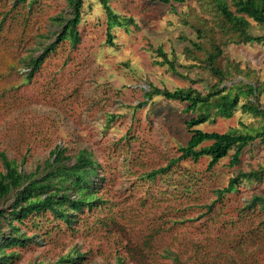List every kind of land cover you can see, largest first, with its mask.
I'll return each mask as SVG.
<instances>
[{
	"label": "rangeland",
	"instance_id": "1",
	"mask_svg": "<svg viewBox=\"0 0 264 264\" xmlns=\"http://www.w3.org/2000/svg\"><path fill=\"white\" fill-rule=\"evenodd\" d=\"M108 6L119 25L108 28L103 5L83 0L79 41L58 40L29 73L30 57L62 31L64 23L53 18L67 17L70 8L66 0H0V151L24 173L45 170L55 148L67 166L82 150L99 165L98 199L74 211L71 222L49 210L11 220L24 244L6 248L12 256L5 264L77 255L71 264H264V207L250 204L252 196H264V140L247 145L234 164L231 150L210 169L207 156L184 158L146 177L180 155L190 136L185 122L200 111L160 94L147 97L150 85L206 94L219 83L239 95L237 107L230 115L211 108L195 127L262 128L264 24L247 18L249 33L263 39L243 42L217 0H109ZM215 47L220 52L209 65ZM248 85L255 87L251 95ZM250 102L260 110L242 107ZM239 171L258 174L218 197ZM13 197L14 191L0 201V213ZM7 222L0 218V234H16Z\"/></svg>",
	"mask_w": 264,
	"mask_h": 264
},
{
	"label": "trees",
	"instance_id": "2",
	"mask_svg": "<svg viewBox=\"0 0 264 264\" xmlns=\"http://www.w3.org/2000/svg\"><path fill=\"white\" fill-rule=\"evenodd\" d=\"M26 0H13V4L23 3ZM103 5L107 16L108 28L113 25H119V17L108 6L109 0H98ZM162 3L171 1L182 3L185 0H152ZM70 8L69 15L56 16L54 21L63 22L62 31L58 35L56 41L51 42L43 48L42 53L38 57H30L27 65L32 73L43 61L45 55L54 49L58 40L68 39L72 45L79 41L77 25L81 19L83 0H66ZM217 6L224 19L238 33L239 38L243 42H260L263 39L261 35H252L247 30L249 21L264 24V0H217ZM110 38V37H109ZM110 39H108L109 41ZM220 49L215 47L208 55V63L212 62ZM166 62L173 67V63L166 59ZM213 69V67L211 68ZM216 71V69L214 68ZM224 87L220 84H214L213 88L206 94L191 87L177 88L174 90L160 89L150 85L146 96L160 94L166 99L177 100L187 104L189 110L200 109L195 117L185 122L186 128L189 130V138L183 146L179 147L180 155L171 159L168 164L157 169H152L146 173V177L154 178L158 174L166 172L172 164L184 158L197 160L200 157L207 156L209 158L207 167L210 169L218 161L228 155L233 150L231 163H237L241 151L254 140H264V124L262 128L255 132H240L237 130H227L225 132L203 131L195 126L204 123L208 119V111L214 108L215 112L220 115H230L238 105V94H231L224 91ZM250 95L255 92L253 85H248L246 90ZM242 107L250 112H257L260 109L253 103L242 104ZM203 109V110H202ZM207 142V144L202 145ZM63 150L55 148L52 152L54 156L52 161H47L44 166L45 170L41 171L37 166L34 171L24 173L19 169L16 160L9 158L4 151H0V162L3 170L0 171V201L9 196L14 191L13 202L10 210L2 211L0 218L7 220V224L11 226L16 234L2 236L0 234V264H5L12 256V252L7 253L6 248L23 245L24 237L20 233L19 228L12 225L11 220L16 218L22 221L26 216L33 212L44 210L51 211L60 219L71 222L72 213L80 210L82 206H91L98 199L96 190L93 188V178L96 176L99 167L85 150L80 151L76 155V161L72 165L61 163L63 158ZM258 173L249 171H239L232 176L226 186L217 189L218 197L225 193L233 191L242 179L255 177ZM251 205L259 204L264 207V196L255 195L250 199ZM81 255L73 257H63L52 264H71L79 261Z\"/></svg>",
	"mask_w": 264,
	"mask_h": 264
}]
</instances>
